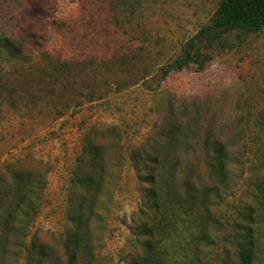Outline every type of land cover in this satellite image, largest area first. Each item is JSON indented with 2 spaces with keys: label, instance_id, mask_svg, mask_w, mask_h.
<instances>
[{
  "label": "rangeland",
  "instance_id": "374dc122",
  "mask_svg": "<svg viewBox=\"0 0 264 264\" xmlns=\"http://www.w3.org/2000/svg\"><path fill=\"white\" fill-rule=\"evenodd\" d=\"M222 1L0 0V186L29 170L45 183L29 239L50 247L55 264H70L67 206L82 194L72 172L85 139L106 146V182L78 264H140L150 241L135 228L148 186L129 156L170 134L179 144L168 152L196 186L209 183L207 140L224 143L231 160L211 243L193 241L188 222L162 244V264H239L235 224L253 204L264 112V29L202 50L204 69L165 74ZM263 232L255 264H264Z\"/></svg>",
  "mask_w": 264,
  "mask_h": 264
},
{
  "label": "trees",
  "instance_id": "16d2710c",
  "mask_svg": "<svg viewBox=\"0 0 264 264\" xmlns=\"http://www.w3.org/2000/svg\"><path fill=\"white\" fill-rule=\"evenodd\" d=\"M264 29V0H223L210 25L203 27L186 45L182 56L168 71H183L191 64H199L202 50L213 49L233 32L258 34ZM259 151L255 160L253 204L238 212L237 256L239 264H255L260 252V232L264 231V112L258 118ZM149 139L147 144L134 148L129 156L145 189V217L135 228L137 236L149 238L150 244L140 264H162L161 246L182 232L190 223L193 241L211 243L210 225L214 222L212 207L220 197L217 185L228 181L230 155L227 146L219 141L204 143L209 173L206 185L196 186L194 180L183 179L178 168L180 157L168 151L178 146L179 140L167 135L164 143ZM106 146L85 139L75 160L72 172L73 189L82 194L68 201L69 231L66 250L70 264H78L80 253L91 250V220L106 182ZM182 173V172H181ZM182 180V181H181ZM45 183L37 181L33 171L12 172L10 180L0 186V264H55L56 256L50 247L30 240L31 230L41 208ZM197 235H196V232ZM264 234V232H263ZM56 259V260H55ZM55 261V262H54Z\"/></svg>",
  "mask_w": 264,
  "mask_h": 264
}]
</instances>
